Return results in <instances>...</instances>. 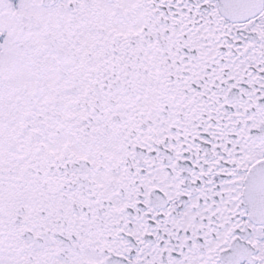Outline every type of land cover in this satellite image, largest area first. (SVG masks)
I'll return each mask as SVG.
<instances>
[{
  "label": "snow or ice",
  "instance_id": "6c2138e0",
  "mask_svg": "<svg viewBox=\"0 0 264 264\" xmlns=\"http://www.w3.org/2000/svg\"><path fill=\"white\" fill-rule=\"evenodd\" d=\"M0 264H264V0H0Z\"/></svg>",
  "mask_w": 264,
  "mask_h": 264
}]
</instances>
